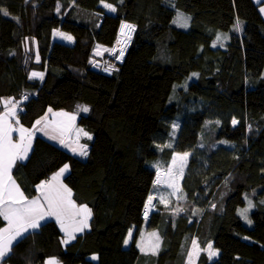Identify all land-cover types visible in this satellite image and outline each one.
I'll use <instances>...</instances> for the list:
<instances>
[{"label":"trees","instance_id":"16d2710c","mask_svg":"<svg viewBox=\"0 0 264 264\" xmlns=\"http://www.w3.org/2000/svg\"><path fill=\"white\" fill-rule=\"evenodd\" d=\"M104 3L0 0L8 13L0 12V114L5 100L22 104L27 95L18 116L23 127L32 128L49 109L76 112L79 126L93 136L86 160L38 137L29 160L14 171L24 195L34 199L37 186L67 164L64 184L79 205L91 209L88 230L64 248L60 227L48 221L19 239L5 263L44 264L56 258L61 264H188L195 241L203 250L199 264H264L259 6L253 0ZM179 13L187 16L188 30L174 25ZM63 22L84 29V35L73 44L56 41L54 32ZM122 24L135 26L134 37L118 71L104 74L96 68L95 50H110ZM32 72L43 78L30 79ZM185 152L182 200L157 203L158 212L142 219L148 197L160 190L157 175ZM134 229L127 249L125 240ZM154 232L159 247L146 253ZM209 244L220 252L213 261L205 251Z\"/></svg>","mask_w":264,"mask_h":264},{"label":"snow or ice","instance_id":"6c2138e0","mask_svg":"<svg viewBox=\"0 0 264 264\" xmlns=\"http://www.w3.org/2000/svg\"><path fill=\"white\" fill-rule=\"evenodd\" d=\"M104 3V0H101ZM259 3L260 0H257ZM104 6L110 11H115L116 9L108 3H104ZM59 11V5L57 7ZM260 11L264 13V7L260 8ZM4 15H8L7 11L0 9ZM178 19L183 20L182 26H186V19L178 14ZM175 22V21H174ZM134 25L122 24L121 32L124 34V29L127 28L129 31L134 30ZM239 29L240 24L237 21L236 25ZM57 35H60L62 38L67 40H72V37L65 34L57 32ZM130 39V36L127 37ZM219 39V36L217 37ZM215 47V44H213ZM123 51L120 52L119 57L123 56ZM39 61V55L36 57ZM196 75V74H193ZM43 78V73L32 72L30 79L32 78ZM6 111L0 114V217L6 220L7 227L0 228V261L4 260L5 257L9 255L12 250L13 242L17 241L18 238H22L25 233H28L29 229H37L41 227V221L48 216H53L56 218L57 222L60 224L61 230L66 234V239L63 240V243H68L70 240L75 239L74 233L77 231L82 232L86 227H88V219L91 216V209L87 205L77 206L74 201L71 200V190L68 189L65 185L60 183V176L68 170V165H64L58 173H56L50 181L41 182L37 186L38 190L43 197V203L41 202L40 197L29 200L24 196L23 192L20 191L19 186L16 184L15 180L12 178L11 170L12 167L18 160H23L27 157V154L31 148V140L34 135L33 131L23 126L18 128L13 127L9 122V117H15L17 115V103L13 102L11 99L4 101ZM51 111V109H49ZM82 111L87 112L88 108L83 107ZM57 116L67 117L68 120H75V116H68L67 113H56ZM216 123H219L217 121ZM232 123L235 125L237 121L233 119ZM16 124H19V120H16ZM43 124L44 127L39 129L45 131V134H49L46 129L50 126L46 122V117H42L40 120L36 121V125ZM34 125V128L36 127ZM17 131L20 134L19 141L13 142L12 132ZM57 131L60 132V135L63 136L64 132L67 131V126L63 122H54L52 125L51 138L57 139L58 137L54 134ZM80 133L91 137L87 132H83L82 129L77 130V136ZM62 144L65 143L63 139L60 140ZM65 146L71 147V145L65 144ZM166 147H171V145H166ZM86 146L80 145V155H87L85 150ZM75 152L76 149L72 148ZM189 156V153L185 152L183 154L177 153L172 160V167L166 170V175L169 177V187L174 188L176 191H180L178 185L174 182L176 175L183 174V169L185 162ZM158 167V166H157ZM175 169V172H174ZM161 182L159 175L157 176L156 184ZM153 197L150 195L148 197V203L145 205V215L147 216V210L151 205ZM249 208L252 207L251 201H249ZM182 210V209H181ZM248 209L241 210L240 214L247 219ZM79 217V219H76ZM65 220L71 221V223L66 224ZM248 223H251L249 220ZM132 233L129 231V237ZM151 237L155 238V244L149 249L155 254L156 250L159 247V235L157 233H151ZM128 243V240H125V244ZM141 248V251H145L144 246L138 245ZM194 249L196 248V242L193 241ZM208 252L209 258L218 255L217 250H213L211 244L208 245L205 250ZM192 253H189L191 259ZM93 259H96L93 256ZM46 264H58L55 259H49Z\"/></svg>","mask_w":264,"mask_h":264},{"label":"rangeland","instance_id":"374dc122","mask_svg":"<svg viewBox=\"0 0 264 264\" xmlns=\"http://www.w3.org/2000/svg\"><path fill=\"white\" fill-rule=\"evenodd\" d=\"M179 14L183 18L187 17L183 13H179ZM174 21H175L174 25L176 27L180 28V29L188 30L190 28V23L188 22V20H186L187 25L186 26H182V23H184V21L183 20H179L178 19V15H177V17H176V19ZM57 32L65 33V34L71 36L72 40H67V39L62 38L60 35H57ZM84 32H85V30L80 28L79 26H76V25H74L72 23L63 22L62 25L60 26V28L57 29L54 32V39L56 41L63 42V43H66V44H73L75 42L76 37L84 35ZM134 33H135L134 30L129 31V29L125 28L124 29V34H122V32L120 30L119 37H118L115 45L110 50H108V49H106V48H104L102 46H98L96 48L95 53H94V55H95L94 56V60L98 61V64H101V69H102L103 73L111 74V73H114V72L118 71V68L121 65V63L123 62V60H124V58H125V56H126V54L128 52V49H129V47L131 45L132 39L134 37ZM128 36H130V39L127 38ZM30 40H29L30 41L29 44L31 43V46L32 45L36 46V52L38 53L36 41L35 40L33 41V39H30ZM121 51H123V53H124L123 56L120 57V58H117V57H119V54H120ZM33 79L40 80V78H38V77L37 78H33ZM80 129L83 130V128H80ZM154 158H155V155L151 154L150 155V159H154ZM188 159H189V156H188V158H187V160L185 162V166H184V169H183L182 176L181 175H176L175 178H174V182L178 185L180 191H176L174 188L169 187V182L170 181H169V177L166 174H164L163 172H160L158 174V175H162L161 177H163V179H161V182H160L161 185H156V183H154L155 186L160 188V190L154 191L155 194H153L156 197V199H157L156 200V204L157 203H161L162 205L170 204L169 200L171 198L173 200H175V202H180V200H182L181 198H183V197L180 196L181 195V190H182L181 188H182V182H183V179H184V176H185V172H186V169H187V166H188ZM171 167H172V165H171ZM174 172H175V169H174ZM203 197H204V195H203ZM158 205H160V204H158ZM154 206L156 207L155 204L152 205V207H154ZM144 214H145V207H144V210H143V213H142V217H143ZM155 233H157V232H155ZM157 234L159 235V233H157ZM147 243H148V245L150 247L153 244H155L153 242L152 237H148ZM196 246H198L199 249L196 247L198 249V251L197 250H195L194 252L190 251V253H192V256H191V259L188 256V258H187L188 264H199L198 261H199L200 255L203 252V250H202V248H200L198 243H196ZM65 247H67V246H65ZM213 250H214V248H213ZM149 252H151V251H146V253H149ZM218 253L220 254L219 251H218ZM210 259H211V261H213L214 258L211 257Z\"/></svg>","mask_w":264,"mask_h":264},{"label":"crops","instance_id":"0c3cea01","mask_svg":"<svg viewBox=\"0 0 264 264\" xmlns=\"http://www.w3.org/2000/svg\"><path fill=\"white\" fill-rule=\"evenodd\" d=\"M253 1L256 3V5L259 6V9H260L261 7H264V0H260L259 3L257 2V0H253ZM260 12H261V11H260ZM261 14H262V16H263V18H264V13L261 12ZM36 45H37V43H36ZM13 102H14V101H13ZM23 103H25V102L22 101V104H23ZM22 104H21V103H17V105H18V107H17V115H16L15 117H9V122L13 125V127H16V128L22 126V125L20 124V121H19V124H18V125L16 124V120H19V119H18L19 114L23 111ZM4 105H5V104H4ZM80 109H82V108H80ZM56 113H67L68 116H75V120H74V121H73V120H68L67 117L57 116ZM45 117H46V122L50 125V126L46 129V131H47L49 134H45V131H41V130H39V129H41V128L44 127L43 124H41V125H36V124H35V125H36L35 128H34V126H33L32 128H29V129L32 130L33 133H34V135H33V137H32V140H31V148H30V150H29V152H28V154H27V157H26L25 159H23V160H18V161L15 163V165L12 167L11 175H12V178H13L14 180H15V178H14V171H15L16 167H17L19 164H21V163L23 164V163H25V162H27V161L29 160V158H30V156H31V154H32L33 148H34L35 140H36V138H38V137H41V138L47 140L48 142H50V143H52V144H54V145H56V146L62 148L63 150H65V151L68 152L69 154L73 155L74 157L81 158V159H83V160L87 159V157H88L89 150H90V145H91V143H92V141H93V136L90 135V134H89L87 131H85L84 129H83V130H84L83 132H87V133L89 134V136L91 137V139H89L88 136L83 135V133H80L79 136H77V130L81 128V127L79 126V124H78V121H79L78 119H79V117H80V115H78V113H76V112L68 113V112H64V111H55V110H51V111H48V112H47V114L45 115ZM54 122H63V123L67 126V131L64 132L63 136L60 135V132H59V131H57L56 133H54V134L58 137L57 139H52V138H51V134H53V133H52V125H53ZM24 128H25V127H24ZM27 129H28V128H27ZM19 137H20L19 132H17V131H13V132H12V139H13V142H18V141H19ZM61 139H63V140L65 141L64 144H62V143L60 142ZM65 144H67V145H71V147L65 146ZM80 145H84V146H86V148H85V150H86V152H87V155H86V156H84V155H80V150H81V149H80ZM72 148H75L76 151L74 152V151L72 150ZM58 172H59V171H58ZM58 172H57V173H58ZM69 173H70V168L68 167V170H67L66 172H64L62 176H60V178H59V179H60V183H62L63 185H65V184H64V179L69 175ZM51 179H52V177H51L49 180H47V181H50ZM15 182H16V184L19 186L20 191L23 192V190H22V188L20 187V185L18 184V182H17L16 180H15ZM157 185H161V183H160V184H157ZM65 186H66V185H65ZM66 187H67V186H66ZM67 188H68V187H67ZM68 189H69V188H68ZM23 194H24V192H23ZM24 196H25V195H24ZM25 197H26V196H25ZM37 197H40L41 202L43 203V197L41 196L40 191H39ZM37 197H36V198H37ZM29 200H32V199H29ZM71 200L74 201V203H75L77 206H80V205L75 201L72 191H71ZM91 218H92V213H91L90 218L88 219V226H89V223H90V221H91ZM76 219H79V217H77ZM5 221H6V220H5ZM48 221H56V222H57V220H56L55 217H53V216H48V217H46L44 220H42V221L40 222V223H41V226L44 225V224H45L46 222H48ZM6 222H7V221H6ZM7 223H8V222H7ZM65 223H66V224H69V223H71V221H69V220H65ZM59 225H60V224H59ZM59 227H60V226H59ZM60 228H61V227H60ZM39 229H40V227L37 228V229H29L28 233H25L24 236H26V235H28V234H30V233L36 232V231H38ZM87 230H88V227H86L82 232H80V231L75 232V233H74V235H75V239L70 240L68 243H63V245H64V246H68V245H70L71 243L75 242V240L77 239V237L80 236V235H83ZM62 233H63V240H65V239L67 238V237H66V234H65L63 231H62ZM131 233H132V235H131V237H128V243L126 244V248H129L130 245H131V243H132V240H133V238H134L135 229L132 230ZM24 236H23V237H24ZM19 239H21V238H18V240H19ZM18 240H17V241H18ZM17 241H14V242H13V246L15 245V243H16ZM13 246H12V247H13ZM10 253H11V252H10ZM10 253H9V254H10ZM7 257H8V256H7ZM7 257H5L4 260L0 261V264H6L5 262H6ZM51 259H55V260L58 262V264H61V263L59 262L58 259H56V258H51ZM48 260H49V259H48ZM48 260H46L44 264H46V262H47Z\"/></svg>","mask_w":264,"mask_h":264},{"label":"built area","instance_id":"2783aa9c","mask_svg":"<svg viewBox=\"0 0 264 264\" xmlns=\"http://www.w3.org/2000/svg\"><path fill=\"white\" fill-rule=\"evenodd\" d=\"M23 99L24 100H28L29 99V96H27V95H25V96H23ZM147 203H148V201H147ZM146 203V204H147ZM158 212V210L155 208V207H153V209L151 210V211H148L147 210V216L144 214L143 215V219H150V217L154 214V213H157Z\"/></svg>","mask_w":264,"mask_h":264},{"label":"bare ground","instance_id":"6f19581e","mask_svg":"<svg viewBox=\"0 0 264 264\" xmlns=\"http://www.w3.org/2000/svg\"><path fill=\"white\" fill-rule=\"evenodd\" d=\"M31 98H32V97H31ZM34 98L37 99V98H38V94H35V95H34ZM29 99H30V97H29ZM29 99H28V100H29ZM23 101L26 102L27 100H24V99H23ZM81 128H82V127H81ZM57 147H58V146H57ZM59 148H60V147H59ZM61 149H62V148H61ZM64 151H65V150H64ZM65 152H66V151H65ZM89 152H90V150H89ZM67 153H68V152H67ZM70 155H71V154H70ZM71 156H73V155H71ZM88 156H89V154H88ZM73 157H74V156H73ZM76 158H77V157H76ZM87 158H88V157H87ZM79 159H81V158H79ZM81 160H83V159H81ZM85 160H86V159H85ZM69 174H70V173H69ZM161 176H162V175H159L160 180L163 179V177H161ZM156 180H157V179H156ZM152 209H153V207H151V205H150V207L148 208V211H151ZM54 222H55L58 226H60L58 222H56V221H54ZM60 229H61V228H60ZM61 231H62V230H61ZM62 234H63V233H62ZM78 237H79V236H78ZM75 241H76V240H75ZM73 243H74V242H73ZM71 244H72V243H71ZM71 244H70V245H71ZM63 246H64V245H63ZM68 246H69V245H68ZM68 246H67V247H68ZM64 248H66V247L64 246ZM127 249H128V248H127Z\"/></svg>","mask_w":264,"mask_h":264},{"label":"water","instance_id":"95a60500","mask_svg":"<svg viewBox=\"0 0 264 264\" xmlns=\"http://www.w3.org/2000/svg\"><path fill=\"white\" fill-rule=\"evenodd\" d=\"M96 68H100V64H98L97 66H96ZM153 197V200H152V203H151V206L152 205H154V204H156V197L155 196H152ZM150 207V206H149Z\"/></svg>","mask_w":264,"mask_h":264},{"label":"clouds","instance_id":"9594fccd","mask_svg":"<svg viewBox=\"0 0 264 264\" xmlns=\"http://www.w3.org/2000/svg\"><path fill=\"white\" fill-rule=\"evenodd\" d=\"M100 70H101V72H102V69H101V64H100ZM103 73V72H102ZM105 74V73H104ZM156 179H157V177H156ZM156 179H155V181H156ZM151 196H154V195H151ZM148 201V200H147ZM156 205V204H155ZM152 207V206H151ZM155 207V206H154ZM156 208V207H155ZM157 209V208H156ZM143 219V218H142Z\"/></svg>","mask_w":264,"mask_h":264}]
</instances>
